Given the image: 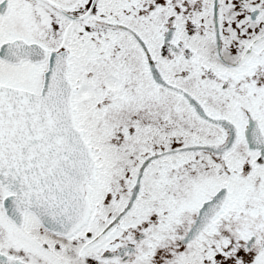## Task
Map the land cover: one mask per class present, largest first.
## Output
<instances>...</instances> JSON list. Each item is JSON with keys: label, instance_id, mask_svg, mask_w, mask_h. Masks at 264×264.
<instances>
[{"label": "snow or ice", "instance_id": "1", "mask_svg": "<svg viewBox=\"0 0 264 264\" xmlns=\"http://www.w3.org/2000/svg\"><path fill=\"white\" fill-rule=\"evenodd\" d=\"M0 264H264V0H0Z\"/></svg>", "mask_w": 264, "mask_h": 264}]
</instances>
